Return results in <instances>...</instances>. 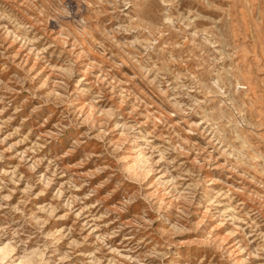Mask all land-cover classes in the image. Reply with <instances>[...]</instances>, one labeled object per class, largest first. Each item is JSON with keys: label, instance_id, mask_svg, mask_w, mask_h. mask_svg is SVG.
I'll list each match as a JSON object with an SVG mask.
<instances>
[{"label": "rangeland", "instance_id": "1", "mask_svg": "<svg viewBox=\"0 0 264 264\" xmlns=\"http://www.w3.org/2000/svg\"><path fill=\"white\" fill-rule=\"evenodd\" d=\"M0 264H264V0H0Z\"/></svg>", "mask_w": 264, "mask_h": 264}]
</instances>
